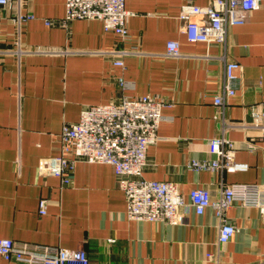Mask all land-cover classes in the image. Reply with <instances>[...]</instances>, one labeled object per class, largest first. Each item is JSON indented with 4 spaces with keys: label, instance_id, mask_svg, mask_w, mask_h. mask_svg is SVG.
I'll return each instance as SVG.
<instances>
[{
    "label": "crops",
    "instance_id": "1",
    "mask_svg": "<svg viewBox=\"0 0 264 264\" xmlns=\"http://www.w3.org/2000/svg\"><path fill=\"white\" fill-rule=\"evenodd\" d=\"M186 1L211 0H124L132 12L128 40L98 19L63 20L65 0L0 7V237L81 248L89 264H264V220L255 207L226 208L235 231L221 244L211 208L198 215L186 204L177 224L127 218L108 163L76 160L69 184L36 169L40 158L58 152L62 125L78 120L84 107L148 95L169 104L147 147L144 178L177 182L186 203L193 187L217 198L231 183H257L264 199V0L228 28L225 44L187 40L178 19ZM17 12L32 16L19 28ZM168 40L178 42L180 56L164 54ZM124 48L137 52L121 57V70L112 62ZM229 60L239 63L240 79L220 114L213 96L222 91ZM117 75L128 88L118 87ZM254 106L262 112L259 125ZM219 136L248 167L189 169V160L215 159L207 140ZM39 198L46 199L45 214L38 213ZM0 264L25 263L0 256Z\"/></svg>",
    "mask_w": 264,
    "mask_h": 264
},
{
    "label": "built area",
    "instance_id": "2",
    "mask_svg": "<svg viewBox=\"0 0 264 264\" xmlns=\"http://www.w3.org/2000/svg\"><path fill=\"white\" fill-rule=\"evenodd\" d=\"M262 0H211L206 5L192 1L181 4L178 19L181 30L189 41L225 44L230 26L244 22L248 11L259 8ZM10 0H0V7ZM132 12L124 6V0H65L63 20L98 19L105 31L116 33L121 40H128V17ZM31 15L17 12L13 17L18 28ZM46 23H48L46 21ZM19 50V49H18ZM137 52L135 49H120L112 65L124 69L122 56ZM164 54L180 56L178 42L168 40ZM239 63L229 60L224 63L222 91L213 96V103L219 113L226 100L235 94L240 79ZM118 87L128 88L129 84L121 75L116 76ZM169 102L161 98L140 95L123 96L118 102L88 105L84 107L75 122L62 125L59 134L58 152L53 156L40 158L37 172L40 175L59 177L63 183L71 182L74 162H100L111 165L117 186L126 201L125 214L132 220L161 221L177 224L184 221L180 208L189 205L195 214H202L211 208L218 219L217 240L224 244L232 237L235 227L225 215L232 203L255 207L264 220V199L261 185L257 183H231L224 185L217 198H212L207 188L193 187L188 192L187 203L172 180L147 179L142 176L145 167L147 147L157 135L163 120L161 109ZM254 125H259L262 112L250 108ZM261 137L264 140V126ZM210 152L215 154L211 161L192 159L186 163L189 169L226 171L245 170L248 165L233 157V146L223 136L207 140ZM38 213H46V199L39 198ZM0 256L25 264H89L86 252L57 246H35L25 242L16 244L11 238L0 237Z\"/></svg>",
    "mask_w": 264,
    "mask_h": 264
}]
</instances>
